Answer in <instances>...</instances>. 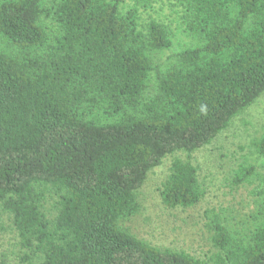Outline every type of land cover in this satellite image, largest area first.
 <instances>
[{"label":"trees","instance_id":"obj_1","mask_svg":"<svg viewBox=\"0 0 264 264\" xmlns=\"http://www.w3.org/2000/svg\"><path fill=\"white\" fill-rule=\"evenodd\" d=\"M262 94L264 0H0V212L21 264H264V173L245 161L255 211L243 231L205 211L213 258L124 226L167 156L162 203L196 206L191 154Z\"/></svg>","mask_w":264,"mask_h":264},{"label":"rangeland","instance_id":"obj_2","mask_svg":"<svg viewBox=\"0 0 264 264\" xmlns=\"http://www.w3.org/2000/svg\"><path fill=\"white\" fill-rule=\"evenodd\" d=\"M171 12L169 4L157 2L146 11L149 16L162 19H169ZM263 130L264 94L234 118L210 145L191 154L192 163L198 168V178L206 190L196 206L169 208L162 203L159 193L173 158L167 156L147 174L138 192L139 212L124 226L136 238L153 246L184 251L199 259L213 258L217 251L210 241L204 213L214 209L225 215L234 229L243 231L246 228L255 211L256 197L252 185L235 184L233 180L238 166L244 161L264 173V158L255 147ZM180 156L184 158L185 155ZM22 256L17 232L11 220L0 212V264H21Z\"/></svg>","mask_w":264,"mask_h":264}]
</instances>
